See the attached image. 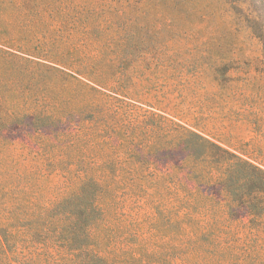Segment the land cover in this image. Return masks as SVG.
<instances>
[{
    "label": "trees",
    "instance_id": "1",
    "mask_svg": "<svg viewBox=\"0 0 264 264\" xmlns=\"http://www.w3.org/2000/svg\"><path fill=\"white\" fill-rule=\"evenodd\" d=\"M111 2L0 4V264H240L239 235L258 264L264 165L130 99L105 74L109 40L51 16ZM17 130L31 148L3 137ZM135 201L156 210L149 242L126 214Z\"/></svg>",
    "mask_w": 264,
    "mask_h": 264
},
{
    "label": "rangeland",
    "instance_id": "2",
    "mask_svg": "<svg viewBox=\"0 0 264 264\" xmlns=\"http://www.w3.org/2000/svg\"><path fill=\"white\" fill-rule=\"evenodd\" d=\"M113 1L101 12L55 7L51 16L87 28L94 40H109L105 74L130 99L156 113L204 125L216 140L230 144L229 151L264 165V0ZM175 110L187 112L188 121ZM3 137L33 145L27 131H8ZM20 152L17 147L15 156ZM181 158L175 153L159 165L172 167ZM3 166L0 149V173ZM157 209L162 211V203ZM126 214L149 242V219L156 210L135 201ZM245 236H237L240 264H250ZM259 255L258 264H264V247Z\"/></svg>",
    "mask_w": 264,
    "mask_h": 264
}]
</instances>
